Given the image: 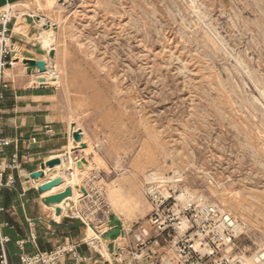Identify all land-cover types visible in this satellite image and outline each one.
Wrapping results in <instances>:
<instances>
[{
  "label": "rangeland",
  "instance_id": "obj_1",
  "mask_svg": "<svg viewBox=\"0 0 264 264\" xmlns=\"http://www.w3.org/2000/svg\"><path fill=\"white\" fill-rule=\"evenodd\" d=\"M52 1H27L50 22L34 44L54 50L46 81L85 134L81 183L102 191L75 203L102 199L97 227L125 231L108 238L109 264L118 245L133 264L137 238L152 234L150 173L222 206L247 229L241 245L264 249V0Z\"/></svg>",
  "mask_w": 264,
  "mask_h": 264
},
{
  "label": "crops",
  "instance_id": "obj_2",
  "mask_svg": "<svg viewBox=\"0 0 264 264\" xmlns=\"http://www.w3.org/2000/svg\"><path fill=\"white\" fill-rule=\"evenodd\" d=\"M51 3L54 4V1L51 0ZM37 7L39 5L35 2L26 1L0 10V16L7 12L6 9L17 11L8 25L13 38L14 53L10 57L13 65L4 71L3 82L7 84V88L2 90L4 99L0 104V138L13 142L3 150L2 158L10 161L13 156H17L20 164V169L12 173L16 188L7 189L2 194L5 212L1 214L0 220L9 224L4 234L11 240L6 247L8 263L19 264L23 255L31 256L38 251L50 252L58 244H66L75 248L87 260L79 264H109L104 257L111 256L107 235L117 226L105 231L101 230L103 227H97L101 221L96 224L95 213L102 209V199L99 204H93L87 200L89 196H83L79 198V203H75L78 194L87 192L86 195H89L96 192L100 196L102 192L97 186L83 185V174L77 170L80 168L87 171L86 168L93 164V158L85 154L87 147L81 149L72 139L74 124L68 121L61 105V92L46 81L54 71L41 74L37 69L25 65L26 60L44 61L45 50L34 44L36 34L33 32L37 23L45 20L32 15ZM37 40L39 41V37ZM50 60L55 61V58ZM83 136L85 144V134ZM33 140L36 142L33 143ZM57 159L65 161L67 171L47 170L41 184L31 180V174L41 171L42 165ZM59 178L65 179L63 186L44 195L39 193L42 184ZM66 188L73 190V197L67 200L71 208L66 209L63 203L59 206L62 214L57 216V207H48L44 201L48 196L64 192ZM94 208L96 210L90 214ZM92 218L95 219L94 222ZM110 219L113 220V217L110 216ZM32 236L36 237V241L31 240ZM22 241L25 245L21 249L17 243ZM61 264L76 263L68 257Z\"/></svg>",
  "mask_w": 264,
  "mask_h": 264
},
{
  "label": "built area",
  "instance_id": "obj_3",
  "mask_svg": "<svg viewBox=\"0 0 264 264\" xmlns=\"http://www.w3.org/2000/svg\"><path fill=\"white\" fill-rule=\"evenodd\" d=\"M9 14L7 11L0 16V104L4 99L2 90L7 88L3 82L4 71L13 65L10 59L14 53L13 38L8 30L12 18ZM50 68L47 66V72ZM12 143L0 138V216L5 212L2 194L16 188L12 173L20 169L17 156L10 161L2 158L3 150ZM144 183L143 193L151 208L152 234L143 231L137 238L136 250L129 254L133 264H264V249L252 253L251 248L241 245L247 229L222 206L181 187L174 178L150 173ZM8 227V223L0 220V264H9L6 247L11 240L4 234ZM31 240L36 241V237L32 236ZM24 245L23 241L17 243L21 249ZM68 257L76 264L87 262L75 248L58 244L50 252L23 255L19 264H61ZM115 261L117 264L126 262L124 249L119 245Z\"/></svg>",
  "mask_w": 264,
  "mask_h": 264
},
{
  "label": "water",
  "instance_id": "obj_4",
  "mask_svg": "<svg viewBox=\"0 0 264 264\" xmlns=\"http://www.w3.org/2000/svg\"><path fill=\"white\" fill-rule=\"evenodd\" d=\"M22 1H28V0H0V10L7 7L14 5L16 3L22 2ZM51 56V54H50ZM25 65L30 66L32 68L37 69L41 74H46L47 73V66L45 62L41 61H32V60H26ZM76 127L75 125L72 126V139L75 143L80 145L81 149H85L86 146L83 142V133L82 131L75 130ZM62 165V160L57 159L53 160L51 162H48L44 165H42L41 171L35 172L31 174L30 178L31 180H34L37 184H41L44 182L45 177H46V171L47 170H53L56 167H59ZM65 184V179L64 178H59L54 181H50L46 184H42V186L39 187V193L41 195H44L45 193L51 192L55 188H59ZM73 197V190L72 188H66L64 192L56 194V195H51L48 196L44 203L46 206L51 207V206H56V215L61 216L62 214V209L59 208L60 205H62L65 201L68 199H71ZM71 204L68 202L66 204V207H70ZM115 219V218H114ZM108 238L110 240H117L118 238H121L123 236V229L121 227H116L114 228L111 232L108 233Z\"/></svg>",
  "mask_w": 264,
  "mask_h": 264
},
{
  "label": "bare ground",
  "instance_id": "obj_5",
  "mask_svg": "<svg viewBox=\"0 0 264 264\" xmlns=\"http://www.w3.org/2000/svg\"><path fill=\"white\" fill-rule=\"evenodd\" d=\"M9 6H7V7H5V8H8ZM7 11L9 10V9H6ZM12 17V13H11V11H10V14H9V18H11ZM41 26H46V25H48V24H50V22H46V21H43V22H41ZM49 27V26H48ZM45 33H49V32H51V31H44ZM50 34H52V33H50ZM40 36H42L43 37V32H42V34L40 35ZM48 42V41H47ZM47 42H44L43 44H42V48L44 49V50H46L47 51V54H49V58L50 59H54L55 57H51L50 56V54L53 52V51H51V47H50V45H49V42L47 43ZM51 52V53H50ZM43 62H45L46 60H47V58L46 57H43ZM63 161V160H62ZM62 167L61 166H59V167H56L55 169H57V170H60ZM68 203V201H65L64 202V207L66 208V209H70L71 207H66V204ZM118 240V239H117ZM117 240H116V242H117ZM109 251V250H108ZM109 254H110V251H109Z\"/></svg>",
  "mask_w": 264,
  "mask_h": 264
}]
</instances>
